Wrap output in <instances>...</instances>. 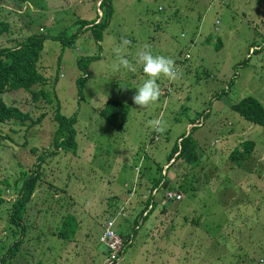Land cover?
Returning a JSON list of instances; mask_svg holds the SVG:
<instances>
[{
  "label": "rangeland",
  "instance_id": "obj_1",
  "mask_svg": "<svg viewBox=\"0 0 264 264\" xmlns=\"http://www.w3.org/2000/svg\"><path fill=\"white\" fill-rule=\"evenodd\" d=\"M98 4L0 0V20L9 24L0 48L44 35L37 69L46 85L37 89L54 91L61 114L77 115L75 153L53 154L55 104L33 103L23 90L2 96L31 120L0 126V264L18 240L5 264H103V225L112 220L116 234H130L151 181H160L151 199L168 211L148 215L118 264H264V129L229 111L246 96L264 107V0H111L101 42L82 29L63 46L78 31L76 22L100 18ZM123 39L129 45L121 47ZM117 48L129 59L145 48L171 58L178 77L159 79L157 100L139 108L131 97L144 75L139 67L117 70ZM86 57L96 59L82 71L78 60ZM109 100L129 106L121 131L97 113ZM157 119L160 131L149 124ZM191 128V152L200 163L168 162ZM244 141L255 147L238 167L229 155ZM43 153L37 187L17 227L8 218L21 173ZM166 193L181 200H166ZM67 216L76 230L61 240L56 234Z\"/></svg>",
  "mask_w": 264,
  "mask_h": 264
},
{
  "label": "trees",
  "instance_id": "obj_2",
  "mask_svg": "<svg viewBox=\"0 0 264 264\" xmlns=\"http://www.w3.org/2000/svg\"><path fill=\"white\" fill-rule=\"evenodd\" d=\"M29 0H17L20 4H25ZM98 11L100 12V18H95L92 21L79 20L76 22L78 31L76 34H73L70 39L62 42L63 46L71 44L78 33L82 29H88L92 35V38L97 42H101L102 33L108 27L110 17H111V0H97ZM9 24L5 21L0 20V36L3 34L9 33ZM46 37L42 34L39 35H30L29 37L18 41L12 48H0V126L15 121L20 125H25L28 121L31 120L28 113L22 112L20 109L7 106L2 96L8 92L23 90L28 93L30 100L34 102L43 101L46 104L52 105L55 104L53 108V120L56 124V130L52 137L53 143V154L57 152L64 153H75L77 149V144L75 141V130L74 125L77 122V115L66 117L60 113V107L56 98L54 91L48 92L38 87H44L46 85V79L39 73L37 69V63L39 61V56L41 55L43 49V42ZM53 40H60L59 38H52ZM219 45L216 46L218 49ZM96 57H86L85 59L78 60V68L82 71H85L86 64L94 61ZM76 84H80V80H76ZM129 111V106L125 103L109 100L106 104L97 111L98 115L103 118L115 131H121L123 129L124 123L127 118ZM229 111L235 113L240 118L246 122L257 125L264 129V107L262 104L255 98L251 96H246L239 100L238 102L231 104L229 106ZM44 116H39L34 122H31V125L38 124ZM193 128L189 130L187 135L181 136L180 141L176 144L171 153L168 156V162L172 161V164L177 162V160L183 159L187 164L198 165L200 163L199 157L192 154L191 149L193 146V140L190 138ZM0 137H1V128H0ZM255 145L252 141H244L241 143L239 153H231L229 155V160L234 165L240 167L244 162H246L250 155L253 152ZM45 153L42 156L37 157V163L34 165V168L27 172L21 173V183L20 188L17 193L16 200L11 204L9 209V222L15 226H19V221L24 209L29 204L33 193L37 187V183L40 178L39 170L41 163H43V158ZM160 181L157 184L150 182V188L148 190V195L142 204V210L134 216V224L132 226V231L130 234L121 236L125 240V247L123 252L133 245L134 238L137 236V232L141 230V227L148 220V215L157 209V213L164 214L167 212L165 207H161L160 204L154 202L152 195L150 193L154 192L156 186H158ZM167 182V184H166ZM164 181L166 186H169L171 183V178ZM163 183V184H164ZM164 185V186H165ZM187 191H194V187L191 189H185ZM182 192L181 190H177ZM0 204L2 200L0 199ZM148 213H146V211ZM176 211V210H175ZM177 212V211H176ZM158 215V214H156ZM131 216V214H130ZM129 217V216H128ZM130 218V217H129ZM238 217L234 215V219ZM76 230V223L74 219L70 216L63 218L59 231L56 234V237L61 240H66L70 234L74 233ZM23 227L22 232L23 234ZM23 235H21L22 237ZM19 240L12 244L8 250V256L6 258H1L2 264H5L7 258L12 257L17 252V246Z\"/></svg>",
  "mask_w": 264,
  "mask_h": 264
},
{
  "label": "clouds",
  "instance_id": "obj_3",
  "mask_svg": "<svg viewBox=\"0 0 264 264\" xmlns=\"http://www.w3.org/2000/svg\"><path fill=\"white\" fill-rule=\"evenodd\" d=\"M129 43V40L123 39L121 47L129 45ZM116 53L117 63L114 67L117 70L135 72L139 67L144 75L143 82L135 88V94L131 97L133 104L139 108H145L157 100L160 95L157 83L159 79L166 78L173 81L178 77L174 61L166 56L154 54L149 48L138 51L132 59L119 55L120 48L116 49ZM149 124L157 131L162 130L161 121L158 119L149 121Z\"/></svg>",
  "mask_w": 264,
  "mask_h": 264
},
{
  "label": "built area",
  "instance_id": "obj_4",
  "mask_svg": "<svg viewBox=\"0 0 264 264\" xmlns=\"http://www.w3.org/2000/svg\"><path fill=\"white\" fill-rule=\"evenodd\" d=\"M164 198L169 201L178 202L181 200V195L166 193L164 194ZM99 243L105 248L106 256L103 264H118L123 254L125 240L114 232V222L112 220H107L103 225L102 233L99 237Z\"/></svg>",
  "mask_w": 264,
  "mask_h": 264
},
{
  "label": "crops",
  "instance_id": "obj_5",
  "mask_svg": "<svg viewBox=\"0 0 264 264\" xmlns=\"http://www.w3.org/2000/svg\"><path fill=\"white\" fill-rule=\"evenodd\" d=\"M168 211V210H167ZM130 217V216H129ZM156 217L157 216H154V218L156 219ZM131 218V217H130ZM131 219H133V217L131 218ZM130 220V219H129ZM131 221V220H130ZM172 233V232H171ZM137 250H139V248L137 249ZM132 262H134V263H137V262H135V260H133Z\"/></svg>",
  "mask_w": 264,
  "mask_h": 264
}]
</instances>
